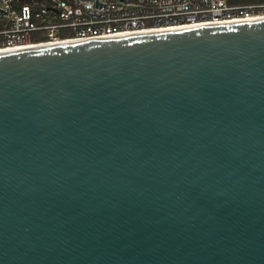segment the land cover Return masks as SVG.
Here are the masks:
<instances>
[{"label":"water","instance_id":"95a60500","mask_svg":"<svg viewBox=\"0 0 264 264\" xmlns=\"http://www.w3.org/2000/svg\"><path fill=\"white\" fill-rule=\"evenodd\" d=\"M0 264H264V19L0 52Z\"/></svg>","mask_w":264,"mask_h":264},{"label":"built area","instance_id":"2783aa9c","mask_svg":"<svg viewBox=\"0 0 264 264\" xmlns=\"http://www.w3.org/2000/svg\"><path fill=\"white\" fill-rule=\"evenodd\" d=\"M264 17L227 0H0V52Z\"/></svg>","mask_w":264,"mask_h":264},{"label":"trees","instance_id":"16d2710c","mask_svg":"<svg viewBox=\"0 0 264 264\" xmlns=\"http://www.w3.org/2000/svg\"><path fill=\"white\" fill-rule=\"evenodd\" d=\"M231 6L264 5V0H227Z\"/></svg>","mask_w":264,"mask_h":264},{"label":"bare ground","instance_id":"6f19581e","mask_svg":"<svg viewBox=\"0 0 264 264\" xmlns=\"http://www.w3.org/2000/svg\"><path fill=\"white\" fill-rule=\"evenodd\" d=\"M257 20H259V19H264V17H259V18H256ZM230 23H234V22H230ZM168 30H171V29H168ZM173 30V29H172ZM159 31H161V30H159ZM159 31H154V32H159ZM145 33H151V32H145ZM145 33H142V34H145ZM64 43H66V42H64ZM59 44H61V43H59ZM53 45H55V44H53ZM41 46H47V45H35V46H28V47H23V48H16V49H13V50H10V51H15V50H23V49H32V48H36V47H41ZM9 51V50H8ZM3 52H5V51H3Z\"/></svg>","mask_w":264,"mask_h":264}]
</instances>
